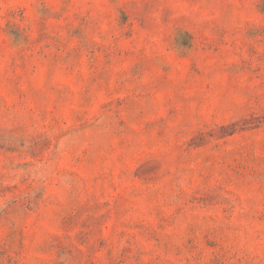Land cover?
<instances>
[{"label": "rangeland", "instance_id": "rangeland-1", "mask_svg": "<svg viewBox=\"0 0 264 264\" xmlns=\"http://www.w3.org/2000/svg\"><path fill=\"white\" fill-rule=\"evenodd\" d=\"M0 264H264V0H0Z\"/></svg>", "mask_w": 264, "mask_h": 264}]
</instances>
